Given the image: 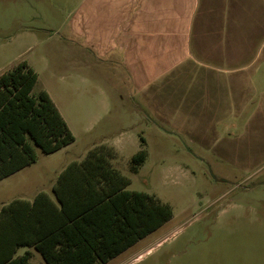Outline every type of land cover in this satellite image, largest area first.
Returning a JSON list of instances; mask_svg holds the SVG:
<instances>
[{"label":"rangeland","instance_id":"rangeland-1","mask_svg":"<svg viewBox=\"0 0 264 264\" xmlns=\"http://www.w3.org/2000/svg\"><path fill=\"white\" fill-rule=\"evenodd\" d=\"M81 4L0 0V74L26 61L38 75L33 93L50 94L75 136L51 154L37 147L36 162L0 182V206L43 189L45 179L95 146L107 152L113 145L118 154L111 149L109 160L130 178L129 189L156 194L174 216L108 264H264V157L252 170L218 157L213 150L223 127L211 120L193 133L167 119L138 117L144 101L128 73L97 59L71 32ZM142 148L147 158L133 173L131 157ZM31 264L46 263L36 252Z\"/></svg>","mask_w":264,"mask_h":264},{"label":"crops","instance_id":"crops-1","mask_svg":"<svg viewBox=\"0 0 264 264\" xmlns=\"http://www.w3.org/2000/svg\"><path fill=\"white\" fill-rule=\"evenodd\" d=\"M77 14L71 32L97 59L104 57L128 73L134 93L144 101L139 103L138 117L163 123L167 119L180 130L189 126L186 130L193 133L202 120H211L223 127L213 150L217 156L235 159L245 170L257 169V159L264 157V0H82ZM138 137L144 146L145 137ZM108 146L107 152L95 146L84 157L70 161L44 180L43 189L25 190L31 194L22 191L20 196L2 202L0 213L14 200L33 202L44 193L37 205L42 217L48 216L51 223L60 222L64 217L53 205L61 208L55 188L58 186L69 204L80 203L83 193L77 199L73 195L85 188L68 181L72 177L60 182L61 174L95 149L112 165L111 149L118 152L113 145ZM243 157L246 160L242 161ZM103 185L102 180L94 188L98 191ZM129 185L126 189L131 190ZM74 206L68 209L69 214L75 213ZM41 226L44 231L46 226ZM62 239L68 240L65 236ZM23 247L24 253L31 252L29 264L36 252L42 256L34 246L18 250ZM18 250L17 256L24 254Z\"/></svg>","mask_w":264,"mask_h":264},{"label":"trees","instance_id":"trees-1","mask_svg":"<svg viewBox=\"0 0 264 264\" xmlns=\"http://www.w3.org/2000/svg\"><path fill=\"white\" fill-rule=\"evenodd\" d=\"M37 81L36 71L26 61L0 74V180L36 162L37 147L50 154L75 141L50 94L44 89L33 93ZM146 156L143 149L132 157L133 172ZM66 176L85 188L73 195L77 199L83 193V200L73 204L55 188L61 208L52 204L64 217L60 222L42 217L37 205L44 193L33 202L14 200L3 207L0 264H29L30 251L16 255L22 246H34L47 264H104L174 216L172 207L155 195L126 189L130 179L96 149L66 168L59 181ZM102 180L105 185L97 191L94 185ZM73 205L75 213L69 214ZM41 225L46 226L44 231Z\"/></svg>","mask_w":264,"mask_h":264}]
</instances>
